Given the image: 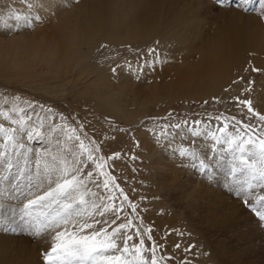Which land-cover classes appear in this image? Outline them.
<instances>
[{
	"label": "bare ground",
	"instance_id": "1",
	"mask_svg": "<svg viewBox=\"0 0 264 264\" xmlns=\"http://www.w3.org/2000/svg\"><path fill=\"white\" fill-rule=\"evenodd\" d=\"M213 1L72 0L65 7L64 0H45L43 5L36 0L37 6L29 8L26 0H0V79L18 83L19 78L30 88L38 82H54L60 89L74 86L67 103L80 111L78 120L101 143L110 148L116 143L99 122L104 117L115 118L138 137L143 150L139 155L154 168L152 193L172 202L173 218L181 217L208 249L203 260L264 264V235L257 221L238 198L230 199L224 192L223 176L209 173L210 159L221 166L231 159L227 144L213 150L215 141L209 133L218 128L209 123L200 127V136H193L188 131L193 125H182L161 148L141 131L140 119L148 106L163 100L213 98L216 105H226L238 96L250 99L255 110L264 114V19L257 11L244 12L255 0L249 4ZM16 14L42 15L45 22L28 29L24 20L13 19ZM101 44L108 47L101 49ZM148 48H155L163 62L138 71L143 64L140 56L152 59ZM13 91L6 89L15 95ZM82 112L90 117L84 114L83 118ZM71 117L66 114L65 119ZM227 134L221 139L228 138ZM41 145L32 143L20 149L14 163H25L43 149ZM201 160L208 166L203 175ZM18 172L4 173L0 168V176L7 177L0 179V264H44L40 254L51 247V237L33 238L20 231L23 224L14 223L23 220L20 214L32 179L29 174L17 179ZM262 190L257 187L253 194L258 196ZM135 221L144 228L139 218Z\"/></svg>",
	"mask_w": 264,
	"mask_h": 264
},
{
	"label": "snow or ice",
	"instance_id": "2",
	"mask_svg": "<svg viewBox=\"0 0 264 264\" xmlns=\"http://www.w3.org/2000/svg\"><path fill=\"white\" fill-rule=\"evenodd\" d=\"M44 2L45 0H38L39 5ZM64 2L67 7L72 0ZM250 2L251 0H242L243 4ZM26 3L29 8L37 6L36 0H26ZM217 3L223 4L224 0H217ZM244 10L248 11L247 8ZM253 10L260 13V18L264 19V0H259V7ZM13 19L24 20L28 29L34 28L37 23L45 22L42 15L16 14ZM107 47L106 44L100 45L101 49ZM156 51L155 48L147 49L151 60L139 57L143 64L138 65V71H145L163 62L156 55ZM236 99L246 106L247 112L251 113V120L258 123L241 121L240 127L234 133L229 132L226 139L221 137L229 125L219 127L209 135L215 141L213 150L217 145L224 143L237 153L238 163L243 165L241 173L248 176L244 181L247 188L240 187L236 190V195L240 196L248 189H264V114L255 110L250 99ZM21 102V97L17 95L11 98V108L0 109V117L10 121L8 127L0 123V168L7 173L16 166L15 156L20 149L25 148L18 138L20 133H26L28 140L34 136L47 140L46 146L34 160L36 170L27 186L26 203L22 208L25 225L20 229L33 238L51 237L53 243L44 253L47 264H160L164 257H158L156 254L159 245L153 243L145 247V237L148 241L153 240L152 229L135 224V219L138 218V204L130 200L111 171H104L106 160L118 159L121 153L116 152L108 157L96 155L100 152V144L95 140L85 143L87 134L83 123L77 124L73 121L72 124H61L52 120L48 125L43 121L34 125L32 117L20 106ZM48 112L51 113V109ZM60 119L65 118L61 115ZM201 123L199 120L193 121L195 126ZM184 124L187 125L188 122L185 121ZM195 126L189 127L188 131L193 136H200L202 132ZM181 127L179 123L167 125L160 135H167V129ZM217 132L220 135H217ZM181 155L189 153L181 151ZM200 167L201 170L207 167L204 160L200 161ZM94 177L99 178L94 180ZM6 178V175L0 176V179ZM93 184L95 191L91 187ZM118 198L120 203H116ZM258 200L264 201V196H260ZM244 203L250 202L245 199ZM125 204L130 212L125 209ZM261 207L264 208V204H261ZM35 209L44 211L34 215ZM256 214L264 219V212L257 211ZM130 228L135 229V236L128 234ZM134 239H138V243H132Z\"/></svg>",
	"mask_w": 264,
	"mask_h": 264
},
{
	"label": "rangeland",
	"instance_id": "3",
	"mask_svg": "<svg viewBox=\"0 0 264 264\" xmlns=\"http://www.w3.org/2000/svg\"><path fill=\"white\" fill-rule=\"evenodd\" d=\"M216 1L217 0H214L213 2ZM217 7H219L218 4ZM258 7L259 0H255L253 7L244 12L255 13L256 11L253 9ZM208 14L209 13L205 15ZM18 31L19 30H16L15 33H18ZM5 36L8 35L6 34ZM16 80H18V83L4 82L0 79V97H3V99H0V109L8 110L11 108V98L19 95L22 101L20 106L25 109V113L27 115L32 117V122L34 125L38 124L40 121H43L45 125H48L52 122V120H55L57 123L61 124H72L73 121H75L77 124L83 123L81 119L78 120L79 117L77 114H79L80 111L77 109H70L69 104L67 103V101L71 100L70 93L74 86L71 87L72 89H68V86L67 88L60 89L55 87L54 82L47 83L45 85L38 82L34 88H30L29 86L27 87L26 85L19 82L21 79L18 78ZM6 89L14 90L13 92H16V94H9L6 92ZM237 97L238 96H234L230 103L226 105L225 103L216 105L215 99L213 100V98L207 101V103H205V100H189L187 102L182 100H163L153 103L148 106L146 114L140 119V123L142 125L141 131L144 133L146 132L155 142L158 141L156 147L161 148L164 145V142L168 140L169 135L175 129H167L168 134L161 136L160 133L166 130L165 126L167 125L179 123L185 126L184 122L187 121V126H192L193 121L199 120L202 122L200 125H198L199 128L207 124V126H209V123L210 127L212 126L211 124H214L213 128L229 125L230 127L226 128L225 132L234 133L235 130L240 127L239 122L241 121L245 123L251 122L256 124L258 121L251 120V113L247 112L246 106L241 104L236 99ZM6 103H10V107L6 108ZM2 106L5 107L2 108ZM228 108H230L229 112L227 111ZM49 109H51V113L48 112ZM66 114L72 116L71 120L69 119V121H67V119H60L61 115L66 118ZM84 114L87 117H90V115L86 112H82L81 116L83 118H85V116H83ZM217 117H219V119H217ZM233 117H235V119H233ZM92 121H94V119ZM99 122L102 124V127L104 126L103 128L106 131L112 134V136L109 138H111V140L116 143L111 148L106 146L105 144L101 143L100 140L95 137L86 126L84 128V131L87 134L85 143H88V140H95L100 144V152L96 155L108 157L116 152L121 153V156L118 159L106 160L104 171H111V173L117 177V182L120 183L121 187L125 189L126 193L130 197V200L138 204V218L142 222L144 228L152 229L153 240L148 241L145 237V247H149L153 243L159 245L156 254L164 257V259L160 261V264H213L211 260H203L204 254H208V249L205 248L204 245L197 239L190 228H186V225L181 217H177L175 219L173 218L172 209L174 208L172 202H170L168 199H161V201L159 195L153 194L155 189V184L152 181L155 176V174H153L154 168L152 165H149L148 159L145 158V156L142 157L139 155V153L143 150H141V146L139 145L138 137L134 136L135 134L132 131L126 130L127 126L123 125L122 123L118 124L116 119L113 117L99 118ZM0 123H4L6 127L10 126V121H5L2 117H0ZM120 129H123L126 132L123 133ZM117 131H121L123 134L118 135L116 134ZM115 136L118 137L117 140H114ZM18 138L24 143L25 146L34 143L35 145L39 146L42 144L40 148H44L46 146L45 144H47V140L38 139L35 138V136L31 140L26 139V133H20ZM111 140L109 139V141ZM112 141L110 142L111 144ZM226 147L227 153L230 154L231 157L229 161L230 164L228 163L226 165H222L224 168L222 169L221 164H216L217 161L210 159L212 163L209 164V167L207 166L209 168V173L217 174L218 172V174L220 173V175L223 176V180L226 182V188H223L224 192L230 196V199H239V203H241L247 210L248 214L252 215V217L257 221V224L255 225L258 226V228L261 230V233L264 235V225H262V223L256 219V216H254L256 215L257 211L264 212V208L261 207V204H264V201L258 200L260 196H264V190L261 191L262 193L260 191V193L256 192L258 196L253 194V191L257 190V187L248 189L246 191L247 193L244 192L240 196L236 195L235 190L238 188H247V185L244 183V181L248 179V176L241 173V168L243 165L238 164V166L237 161H235L237 159H235L233 154L235 153L234 155H236L237 153L233 150H230L228 145ZM38 153L33 155L32 158H29V160H24L25 163H23L21 160H18L17 162L15 161L16 166L12 169V172L16 173L19 171L18 175L20 176L17 175V179L25 175L27 176L28 174L31 177L34 176L35 172L33 171L36 170L34 156L36 157ZM133 157H135V159H133ZM21 168L24 172L21 171ZM194 170L197 171L196 169ZM199 172L201 174L206 173L205 169L201 170V168L199 169ZM97 178L99 177H94L93 179L95 180ZM91 187L94 191L96 190L94 184L91 185ZM240 198L243 201H240ZM245 199L249 200L250 203L245 204ZM116 203H120L119 198L117 199ZM18 209L19 208H17V210ZM125 209L130 212V210L127 209L126 204ZM43 211V209H35L34 215H39ZM21 214L20 216L23 217V212ZM19 219L14 221V223H21L20 225L23 224V228L25 221ZM121 222H123V220H121ZM135 224H137L136 221ZM128 234L135 236V229H128ZM132 243H138V239H134ZM177 245H179V247H177ZM44 253L45 252H42L40 256L44 255ZM42 262L47 264V261L43 259Z\"/></svg>",
	"mask_w": 264,
	"mask_h": 264
}]
</instances>
